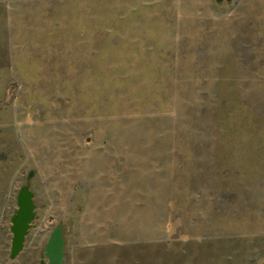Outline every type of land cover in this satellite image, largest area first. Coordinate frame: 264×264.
Masks as SVG:
<instances>
[{"label":"rangeland","instance_id":"rangeland-1","mask_svg":"<svg viewBox=\"0 0 264 264\" xmlns=\"http://www.w3.org/2000/svg\"><path fill=\"white\" fill-rule=\"evenodd\" d=\"M58 227L62 264H264V0H0V264Z\"/></svg>","mask_w":264,"mask_h":264},{"label":"water","instance_id":"water-1","mask_svg":"<svg viewBox=\"0 0 264 264\" xmlns=\"http://www.w3.org/2000/svg\"><path fill=\"white\" fill-rule=\"evenodd\" d=\"M34 172L31 171L27 177L29 181ZM33 193L30 190V185H23L17 196V210L12 215L10 222V231L12 233L10 259H15L23 250L26 237L28 236L33 222L36 219V205L33 200ZM63 239L61 228L58 227L51 235V238L46 247V256L49 259V264H62L63 258Z\"/></svg>","mask_w":264,"mask_h":264}]
</instances>
